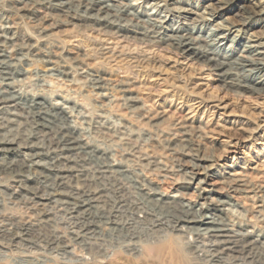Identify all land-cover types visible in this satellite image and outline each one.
Segmentation results:
<instances>
[{
    "label": "clouds",
    "instance_id": "9594fccd",
    "mask_svg": "<svg viewBox=\"0 0 264 264\" xmlns=\"http://www.w3.org/2000/svg\"><path fill=\"white\" fill-rule=\"evenodd\" d=\"M0 264H264V0H0Z\"/></svg>",
    "mask_w": 264,
    "mask_h": 264
}]
</instances>
